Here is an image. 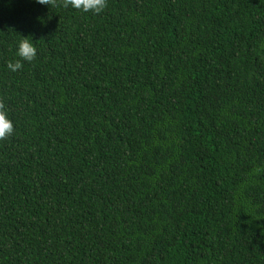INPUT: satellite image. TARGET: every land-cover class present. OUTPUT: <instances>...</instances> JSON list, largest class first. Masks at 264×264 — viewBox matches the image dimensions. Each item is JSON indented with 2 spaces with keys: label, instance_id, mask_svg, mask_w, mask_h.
Returning <instances> with one entry per match:
<instances>
[{
  "label": "trees",
  "instance_id": "16d2710c",
  "mask_svg": "<svg viewBox=\"0 0 264 264\" xmlns=\"http://www.w3.org/2000/svg\"><path fill=\"white\" fill-rule=\"evenodd\" d=\"M0 102V264H264V0H0Z\"/></svg>",
  "mask_w": 264,
  "mask_h": 264
},
{
  "label": "clouds",
  "instance_id": "9594fccd",
  "mask_svg": "<svg viewBox=\"0 0 264 264\" xmlns=\"http://www.w3.org/2000/svg\"><path fill=\"white\" fill-rule=\"evenodd\" d=\"M35 3L50 7L72 8L83 13L101 14L107 7L108 0H33ZM36 43L31 36L24 37L19 35L16 42L14 60L6 62V69L16 73L24 67V63H31L37 57ZM14 124L10 119L6 106L0 102V141L6 140L14 134Z\"/></svg>",
  "mask_w": 264,
  "mask_h": 264
}]
</instances>
